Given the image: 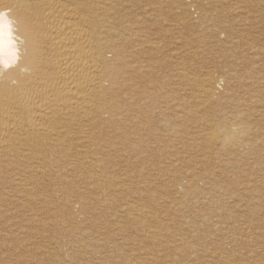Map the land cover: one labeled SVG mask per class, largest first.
I'll return each mask as SVG.
<instances>
[{
  "label": "bare ground",
  "instance_id": "6f19581e",
  "mask_svg": "<svg viewBox=\"0 0 264 264\" xmlns=\"http://www.w3.org/2000/svg\"><path fill=\"white\" fill-rule=\"evenodd\" d=\"M242 2L232 20L229 0H0V12L16 21L14 43L0 51V253L15 247L11 229L28 223L31 246L40 230L52 232V261L86 253L103 264L101 251L114 249L116 231L129 223L169 244V254L206 256L208 242L193 243L178 227L221 224L213 205L233 199L234 187L211 180L224 168L264 170V47L253 44L264 40L254 30L264 28V0ZM226 51L247 60L239 68L246 72ZM207 59H217L212 69ZM180 147L203 153L184 156ZM193 159L219 167L173 169ZM165 161L168 171L151 177L134 169ZM156 176H166L169 196ZM198 194L185 215L205 207L198 218L158 219L164 206L184 216L181 205Z\"/></svg>",
  "mask_w": 264,
  "mask_h": 264
},
{
  "label": "rangeland",
  "instance_id": "374dc122",
  "mask_svg": "<svg viewBox=\"0 0 264 264\" xmlns=\"http://www.w3.org/2000/svg\"><path fill=\"white\" fill-rule=\"evenodd\" d=\"M244 1L247 2V4H250L251 2H257V0H244ZM229 6L231 8H233V13L229 14V18H231L232 20L234 18L238 17L244 11V2H242V0H229ZM254 30H255V33L257 35H259V32H260L261 36L264 37V28L259 29L257 27ZM245 31L247 32V30H245ZM212 39H214V38H212ZM233 44H234V41L231 43V45H233ZM253 44H255L256 46L264 47V40H259L258 42L253 41ZM211 48H212L213 52H217V50L220 47L216 44V45L212 46ZM219 52H221V50ZM224 56L228 59V61H230V65H232L233 68L239 72H246V70H240L239 69L240 67H245L246 65L250 66L246 62L247 60L245 61L244 57L241 58V57H238L236 55L234 58L230 59V58H228L227 51L224 53ZM207 60H206V62H207L206 68L212 69L216 65L217 59H207ZM243 61H245V63H243ZM217 64H222V62L218 61ZM263 66H264V63H263ZM214 74L216 75L219 73H216V71H215ZM239 95H242V93H240ZM260 125L264 126L263 124H260ZM184 149L185 148H183V149L181 147L179 148L180 154H182V155L185 154L184 156L189 155L190 157H193V158H195V156L198 155L199 153L200 154L203 153V152H200L201 150H198V152H199L198 153L197 150L194 151L191 149H189V150H184ZM192 151H194V152L192 153ZM167 153H171V152H167ZM164 156H166V154H164ZM166 161L161 163V164H163L162 167H161V165H159V167L157 165L156 166H149V165L147 166L146 163H140L141 165L140 164L136 165L134 169H138V170L141 169V172H143L145 176L147 175V177H151V176H148V175H150L149 173L155 174L158 172V174H159V172H161L160 174H162L163 170H164V172L168 171V164H170V163H167ZM193 162H194V159H193ZM193 162H190L192 165L189 162L188 163L186 162L185 164H183L184 168L182 167V165H177L176 166L177 168L176 167H174V168L171 167V168H173L176 172H180V171L183 172L186 169H187V172H190V170L188 171V169L191 168V171H193V173L195 172V174L197 175V174H199V172L201 173V171L205 172L206 170H209V168L212 169L213 166H214L213 167L214 169L219 167L216 163H214V165L213 164L200 165L199 163L197 165H195V162L194 163ZM257 163H261L262 165H260V166L262 168H264V160L263 161L261 160L260 162H257ZM249 164H252V163L249 162ZM166 166H167V168H166ZM189 166H191V167L189 168ZM181 167H182V169H181ZM202 167H204V168H202ZM143 168L145 169L144 171H143ZM153 168H154V170H151ZM192 168L194 170H192ZM228 168H224V172H226L228 174H226V175L224 174V176H221L222 179H221V177L213 178V179L211 178L212 180L209 179L207 181L208 185L206 182L207 186L210 185L211 181L212 182L216 181V183L218 185L224 186V188H226L228 186L234 187V188H232L233 193H231V195H232L231 197L233 199L230 198L231 201H229L230 199L227 200V195L225 194L226 195L225 196L226 198L224 197L225 200L223 199V201L220 204H218V206L215 204L213 205V207L217 210L216 212L221 213L219 217L222 220L220 218L219 219L221 221L220 225L222 227L219 224H217V225L209 224V226L206 224H205V226L204 225L203 226H197V224H194L195 225L194 228H182L183 225L178 227V229H184L183 232L189 233L187 236H192L191 234L195 235L194 238H196L197 240L194 239L193 243L197 242L198 240H200L199 243H202L201 241H203V244L208 242V245L204 244L206 246V248H208L205 257H203V258L201 257L200 258L201 260H200V259H192L191 256L187 257V255L184 254V252L181 254H179L178 252H175V254H173L172 251H170L171 254H169L167 251L169 249H166V248L170 247L169 244H165V247L166 246L167 247L165 249H163L164 247H161L156 243V239L149 238V237H147V235H145V233H141L140 230H136V228H135L136 225L134 226V225H131L129 223H126L125 229L120 231V228H119L116 231L118 233V235H117V240H118L117 246L114 249H112L113 247L111 245H108L109 247H107V249L103 248V250L101 251L103 253L102 255L105 256V259L103 260V264H107L106 263L107 260H108V264H115V263L116 264H145V262H146V264H155V263L156 264L157 263L158 264H160V263L176 264L177 262H178L177 264H193V263L194 264H198V263H201V264L202 263L203 264H222L223 263L224 264V261H222V259L223 258L225 259V257H226L228 262H230L233 259L230 262L231 264H264V187H263V185H264L263 179L264 178L261 176L263 173H261V174L259 173V172H263L264 170H260V169H259L260 171L258 169L256 170L255 166L247 165V164H246V167H245V165H242V167L240 166V168H239V166H238V168H236V169L233 167H230L233 169L229 168V170H228ZM203 169H205V170H203ZM149 170H151V171H149ZM159 170H162V171H159ZM146 171H148V172H146ZM196 171L198 173H196ZM184 172L186 173V171H184ZM146 173H148V174H146ZM217 173H219V171ZM238 173H239V175H238ZM230 175L233 177H231ZM165 177L166 176H162V178H161L159 176H156V178H157L156 184H158V188L163 190L164 193L166 191V193H165L166 196H169L172 191L165 190L167 188L166 186H168V183H166L167 180L165 179ZM162 179H163L162 182L164 183V185L161 182ZM215 179H217V180H215ZM234 180H235V182H234ZM217 181H220V182H217ZM226 183H229V184H226ZM230 183H232V184H230ZM160 184H162V185H160ZM160 186H163V187H160ZM165 195L163 196V198H166ZM193 196H195V195H192L190 197L188 196L186 203H184L185 205L184 204L181 205L182 210L185 211L184 213H182V215H184V216H180V213H178V212H177V214H179V215H174L172 209L169 206L168 207L164 206V208H161V209L159 208L158 210L156 209L157 210L156 214L158 216V219L161 221H164V222H171V223L181 222V224H183V222L186 220V218H189V216L192 218H194V216H195V218H198V215L200 213H202L204 211V209L206 210L205 207L203 209V207H201L199 205H197V206L195 205V207L193 206L192 209L190 210V212L188 213L189 214L188 217L185 216L187 213L186 205L191 203V201H193L194 199L200 198L202 195L198 194V197H196V196L193 197ZM212 199L214 202H216L218 199H220V197L218 195H215L212 197ZM228 201H229V203H228ZM153 203L154 202H151L149 204L153 205ZM175 206H177V205H175ZM183 206H185V208ZM218 215L219 214L216 213V215L214 217H217ZM227 217H230V218L232 217V218L227 219ZM101 219H103V218L101 217ZM222 221H223V223H222ZM213 223H214V221H213ZM24 224H25V226H24ZM19 226H21V227H18L17 230L11 229V231H12L11 235L13 237L12 243L15 244V247H12V248L6 250L7 252L5 251L6 252L5 255L3 254V252L0 253V256H1L0 257V263H2V264H14V263H17L18 261H19L18 263H20V264H37V263H40V261H41L40 264H60V263L61 264H70V263L71 264H83V263L84 264H98V263L101 264V262H102V261H98L97 256L94 257L95 258L94 259L93 257H88L87 255H85L86 253L82 254V256H84V257H82L81 255H76L77 253H75L73 255L65 256V259H62V257H59L58 258L59 263L57 261H52L51 258L49 257L48 252H45L46 250L50 249L49 248L50 246H52V244L49 245V242H47L50 240V238H52V232L51 231H44L43 232V230H40L41 231L40 232L38 230L39 234H35V237H34V238L38 239V243H36L37 244V247H36L35 245L31 246V244H28V243L33 242V241H31V240H33V237L29 238L28 233L25 236L26 231H28L29 228H31L30 225H28V223H23V225L20 224ZM214 226H215V228H218V226H219L220 231L219 230L215 231L213 228ZM22 228H24V229L22 231H20L19 238H17L16 237V236H18L17 232H18V230H20ZM25 228L27 230H25ZM33 230L36 231L37 229H33ZM124 233H126V234H124ZM122 234L124 235V237L122 236ZM184 234H186V233H184ZM13 235H15V236H13ZM40 235H42L43 238H39ZM45 235H46V237H45ZM223 235L226 238L230 237L233 240L234 239L235 240L232 241V244L230 243V245H228V244L226 245L225 244L226 238H224V241L222 240ZM119 237L121 238V240H119L120 239ZM212 237H214V240ZM16 238H17V240H16ZM18 240H20L19 241L20 246L17 248V245H18L17 241ZM214 242L215 243L218 242V243H216V245H215ZM22 243L25 245H23ZM21 246H22V248H21ZM28 246H30V248L32 247V249H30ZM217 246H219V247H217ZM33 247L36 248L37 251H36V249L33 250ZM157 249H159L160 252ZM212 249H214V250H212ZM112 250H114V251H112ZM143 250H145L147 253L145 251L143 252ZM226 250L229 254L228 253L225 254ZM0 251H2V250H0ZM105 251H106V253H105ZM150 251H152V252H150ZM163 251H165V252H163ZM216 251H217V253H216ZM186 252H188V251H186ZM219 252L222 253L223 255L222 254L220 255ZM143 253H146V254H143ZM153 253L155 255H153ZM167 253H168V255H167ZM147 254H148V256H147ZM177 254H179V256ZM207 254H208L210 259L208 258ZM227 254L229 257L226 256ZM173 255H174V257L172 259ZM98 256L103 257L101 255H98ZM192 256H194V255H192ZM144 257H146V259ZM156 257H157V259H155ZM220 257H222V258L220 259ZM228 258H230V261ZM171 259H172V261H171ZM211 259H212V261H211ZM96 260H97V262H96ZM142 260H144V261H142ZM154 260H155V263H153ZM175 261H177V262L175 263ZM186 261H188L189 263H186ZM204 261H206V262H204ZM230 263H226V264H230Z\"/></svg>",
  "mask_w": 264,
  "mask_h": 264
},
{
  "label": "snow or ice",
  "instance_id": "6c2138e0",
  "mask_svg": "<svg viewBox=\"0 0 264 264\" xmlns=\"http://www.w3.org/2000/svg\"><path fill=\"white\" fill-rule=\"evenodd\" d=\"M16 21L9 13L0 12V51L14 43Z\"/></svg>",
  "mask_w": 264,
  "mask_h": 264
}]
</instances>
